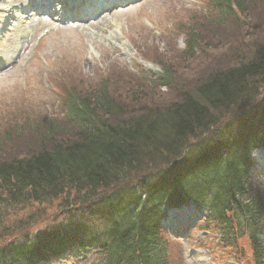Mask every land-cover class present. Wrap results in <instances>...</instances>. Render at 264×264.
Masks as SVG:
<instances>
[{
    "label": "trees",
    "instance_id": "16d2710c",
    "mask_svg": "<svg viewBox=\"0 0 264 264\" xmlns=\"http://www.w3.org/2000/svg\"><path fill=\"white\" fill-rule=\"evenodd\" d=\"M209 3L220 24L235 17L231 7L245 10L244 0ZM197 31L189 27L183 33L188 60L202 45ZM222 65L196 79L191 89L179 85L175 100L160 107L137 104L133 94L135 107L125 109L107 80L91 91L73 87L65 93V118L49 121L46 129L38 126L39 150L2 158L1 146L10 138L0 140V205L46 204L63 197L68 205L71 194L82 196L64 208L71 210H66L67 225L73 222V230L63 236L55 230L36 237L24 234L0 248V264L44 261L66 244L95 252L99 264H171V247L158 237L157 223L168 209L188 205L205 210L206 224L220 226L224 238L234 232L245 237L256 263L264 264V203L247 185L249 155L264 147V39L255 41L237 63ZM159 66L162 74L156 80L144 79L150 88L170 94L173 73L169 65ZM232 114L228 133L215 136L205 151L189 153L190 141ZM178 157L179 166L169 167ZM129 182L137 185L123 191L126 199L116 198L108 207L81 206L97 192ZM97 216L108 227L85 228L84 219Z\"/></svg>",
    "mask_w": 264,
    "mask_h": 264
},
{
    "label": "rangeland",
    "instance_id": "374dc122",
    "mask_svg": "<svg viewBox=\"0 0 264 264\" xmlns=\"http://www.w3.org/2000/svg\"><path fill=\"white\" fill-rule=\"evenodd\" d=\"M194 1L142 0L133 7L70 28H56L45 21L31 24L27 28L30 37L16 63L0 73V140L6 135L10 138L1 146L4 149L1 157L19 158L28 151L39 150L37 144L42 136L37 132L38 126L45 128L53 119H64L63 98L73 87L91 91L107 80L110 92L125 109L135 107L133 94L140 100L137 104L160 107L175 100L174 91L179 85L186 84L184 87L191 89L196 79L207 76L223 63H237L255 41L264 39V0H244L243 12L231 7L235 17L222 24L215 23L218 15L216 10H210L208 0ZM14 25L6 37H0L1 55L15 44ZM189 27L201 33L202 45L188 60L184 56L187 40L184 32ZM40 35L41 41L33 47ZM159 64L169 65L173 73L174 90L170 94L169 90L156 86L150 88L144 79L160 74ZM142 81L148 88L139 85ZM137 104L136 108H140ZM232 116H226L198 137L196 143L212 141ZM261 155L259 151L257 157ZM261 177H251V182L255 197L264 203V183L257 184ZM76 197L71 194L68 205L64 197L46 204L0 205V230L8 234L0 237V242H14L24 234L36 237L47 229L62 226L66 223L65 210H70L64 208L77 203L82 196ZM168 215L173 219L183 214ZM189 236L192 238L183 246L188 258L185 253L180 258L175 248L171 264H253L245 238L239 241L233 236L226 243H219L214 235L193 232ZM202 242L204 246H199Z\"/></svg>",
    "mask_w": 264,
    "mask_h": 264
}]
</instances>
